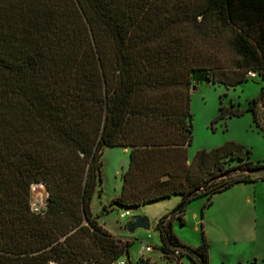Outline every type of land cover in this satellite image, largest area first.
<instances>
[{"label":"trees","instance_id":"trees-1","mask_svg":"<svg viewBox=\"0 0 264 264\" xmlns=\"http://www.w3.org/2000/svg\"><path fill=\"white\" fill-rule=\"evenodd\" d=\"M248 71L264 79V0H0V264H110L129 255L131 241L91 210L105 147L129 148L110 204L180 195L158 218L160 250L172 260L178 247L209 264L206 239L182 244L173 220L183 223L199 196L210 205L236 183L264 180V163L236 142L189 161L191 82L234 86ZM260 101L264 87L247 107L264 131ZM242 113L221 106L217 118ZM33 183L48 192L44 211L31 209Z\"/></svg>","mask_w":264,"mask_h":264},{"label":"rangeland","instance_id":"rangeland-1","mask_svg":"<svg viewBox=\"0 0 264 264\" xmlns=\"http://www.w3.org/2000/svg\"><path fill=\"white\" fill-rule=\"evenodd\" d=\"M192 84L197 86L190 90L193 138L188 147L189 161L198 150L236 142L250 150L254 162L264 163V131L256 127L252 113L247 110L249 101L261 96L264 79L261 76L248 78L234 86L207 80H193ZM221 106L236 108L243 113L218 119ZM258 109L263 114V121L264 104L261 105V101ZM101 161V182L97 183L92 196L91 210L113 236L131 241L129 255L124 252L120 258L137 264L139 251L148 242L152 248L143 256L156 264H173V260L162 255V239L156 224L160 216L178 206L181 196L173 195L133 208L111 205V199L121 191V173L128 165L129 148L105 147ZM41 187L43 190H35L32 194L30 187V201L40 200L41 194L45 196L47 190L44 185ZM205 202V196L191 200L184 207L183 223L178 218L173 220L172 230L179 241L192 247L205 238L209 245V264H264V180L236 183L213 195L210 205ZM44 205L43 211L46 200ZM103 206H107L106 210ZM125 212L129 214L122 217ZM130 215L147 216L149 229L128 232L125 221ZM187 261L184 254L182 262Z\"/></svg>","mask_w":264,"mask_h":264},{"label":"built area","instance_id":"built-area-1","mask_svg":"<svg viewBox=\"0 0 264 264\" xmlns=\"http://www.w3.org/2000/svg\"><path fill=\"white\" fill-rule=\"evenodd\" d=\"M247 76L250 77V78H255V77H257V73L254 72V71H248L247 72ZM31 186H32V188L35 187V186L41 187V186H43V184L42 183H33V184H31ZM47 196H48V192L45 191V196L42 197V199H40L39 201L31 200L30 203H31V209H32V211H34V212H40L45 207L44 201L46 200V197ZM128 214H129V212H125L124 214H121V216L124 217V216H126ZM151 248H152L151 244H149L148 242H146L142 246V248L140 249V251H139V255H140L139 258L144 259V260L145 259H149V261L152 262L150 260V258H147V257L143 256L144 255V252L151 250ZM184 254L185 253L183 252V250L181 248H178V247L174 248L173 251L170 253L171 258L174 261L173 264H196L188 256H187L188 257V261L186 263H183L182 262V256ZM162 255H163V253H162ZM110 264H127V260L119 258L118 260H115V261L111 262Z\"/></svg>","mask_w":264,"mask_h":264},{"label":"water","instance_id":"water-1","mask_svg":"<svg viewBox=\"0 0 264 264\" xmlns=\"http://www.w3.org/2000/svg\"><path fill=\"white\" fill-rule=\"evenodd\" d=\"M197 85H192L191 88L195 89ZM191 90V89H190ZM85 224L87 220H84ZM150 221L149 218L145 215H130L125 221V228L128 232H132L138 228L149 229Z\"/></svg>","mask_w":264,"mask_h":264},{"label":"bare ground","instance_id":"bare-ground-1","mask_svg":"<svg viewBox=\"0 0 264 264\" xmlns=\"http://www.w3.org/2000/svg\"><path fill=\"white\" fill-rule=\"evenodd\" d=\"M37 187H38V186H37ZM41 189L43 190V187H38V188L33 187V191H32V193H34L35 190L37 191V190H41ZM40 197H41V199H42L43 194H41ZM38 201H39V200H38Z\"/></svg>","mask_w":264,"mask_h":264}]
</instances>
